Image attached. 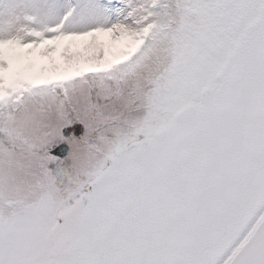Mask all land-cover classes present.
<instances>
[{"label": "snow or ice", "instance_id": "obj_1", "mask_svg": "<svg viewBox=\"0 0 264 264\" xmlns=\"http://www.w3.org/2000/svg\"><path fill=\"white\" fill-rule=\"evenodd\" d=\"M0 264H264V0H0Z\"/></svg>", "mask_w": 264, "mask_h": 264}]
</instances>
